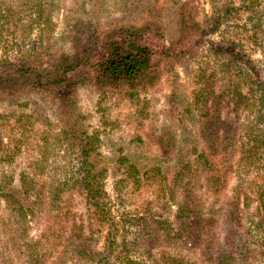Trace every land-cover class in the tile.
<instances>
[{
    "label": "rangeland",
    "instance_id": "374dc122",
    "mask_svg": "<svg viewBox=\"0 0 264 264\" xmlns=\"http://www.w3.org/2000/svg\"><path fill=\"white\" fill-rule=\"evenodd\" d=\"M142 1L0 0V61L25 62L36 57L34 52H37L39 59L52 62L55 56L92 49L96 35L110 27L143 25L144 19L152 21V25L154 22L155 27L164 24L166 34L161 41L167 45L177 36V9L182 2H188L187 16L205 26L206 32L198 31L197 35L187 37V41L193 40L188 57L158 60L162 74L154 87L132 94L82 87L76 97L84 129L97 138L99 168L106 170L102 180V204L107 206L114 221H121L118 242L121 243L124 236L128 242H133L138 234L145 240L151 239L148 236L151 227L146 234L136 225L141 216L155 217L169 230L159 229L155 233L156 243L152 249L142 252L130 247L126 253L145 264H152L155 258L161 259L160 264H166L164 255L184 259L188 264H201L208 257L205 238L192 248L181 244L180 240L170 241L176 230L169 223L174 221L185 191L184 188L169 189L174 186L181 150L190 152L186 154L188 160L195 158L198 122L192 114H199L195 95L204 93L206 97L226 99L232 96L227 78L229 70L240 76L241 62L247 55L253 60L261 59L264 65V0H154L152 15L140 13ZM38 3L43 6L40 21L35 9ZM147 42L159 44L154 27ZM231 61L235 62L233 66ZM4 95L7 94L0 96V188H19L26 180L32 201H41L35 216L25 221L9 211L4 203L0 205V264H35L30 258L34 248L40 258L36 264H85L76 258L69 231L79 223H86L92 210L86 203L83 188L76 184L79 155L77 151L68 150L60 139V124L52 113L62 101L54 102L50 97L43 100L39 95L28 94L21 97L19 106L11 105ZM34 102L46 110L48 125L34 118L19 120L20 115L31 114L29 109L34 107ZM211 102L212 99L209 105ZM221 108L223 116L232 109L231 116L239 125L253 120L250 113L236 111L233 105L223 103ZM165 130L176 134L180 149L175 153V147L165 148L166 160L161 156L159 144ZM168 143H173L171 136L165 138V144ZM128 159L132 160V168L126 164ZM159 166L166 176L164 182L158 174L152 178L155 173L152 170ZM146 172L151 179L143 176ZM139 179L141 184H138ZM236 182L237 177L233 175L224 190L225 196L212 195L207 188L197 186L191 188V198H197L200 207L207 212L214 206L215 210L223 209L228 213ZM163 183L168 188L165 192L161 191ZM245 189L253 193V198L246 209H243L244 197L240 198L243 211L240 223L245 229H251L253 239L246 248L237 243L241 250L236 252L248 249L251 252L247 257L249 264H264L257 229L252 225L259 218L255 215L258 201L254 194L258 188ZM171 192H176L174 198ZM55 198L57 201L53 203ZM209 216L207 214L206 218ZM214 221L218 222L214 229L215 242L224 244L225 219L219 216L214 217ZM108 228L104 224L92 235L95 241L91 249L100 258L87 264H99L101 258L106 257ZM176 229L178 231V227ZM213 252H209V256Z\"/></svg>",
    "mask_w": 264,
    "mask_h": 264
},
{
    "label": "trees",
    "instance_id": "16d2710c",
    "mask_svg": "<svg viewBox=\"0 0 264 264\" xmlns=\"http://www.w3.org/2000/svg\"><path fill=\"white\" fill-rule=\"evenodd\" d=\"M153 2L155 1L143 0L140 13L152 15L155 7ZM187 6L188 2H182L178 7L177 36L167 45L161 41V37L166 34L164 24L155 27L154 22L153 26L152 21L144 19L143 25L110 27V30L96 35L92 49L55 56L52 57V62L39 59L37 52H34L36 57H30L25 62L13 63L7 59L0 61V96L7 94L4 96L9 98L11 105L21 106L18 104L19 100L23 95L28 94L39 95L43 100H48L47 97H50L54 102L62 101L52 113L60 124V139L68 146V150L77 151L79 155L80 167L75 176L78 181L76 184L83 188L86 203L92 210L86 223H79L69 231V239L75 245L76 258L81 263H92L100 258L98 253L91 249L95 241L92 235L104 224L109 226L104 250L106 257L101 258L99 264L109 262L145 264L127 254L126 250L130 247L142 252L146 249L150 250L156 243L155 233L159 229L164 232L169 231L168 227L155 217L149 219L148 216H141L136 225L146 234L151 227L148 232L151 239L145 240L141 234H138L133 242H128L127 236H124L121 243L118 242L117 234L120 232L121 221H114L109 216L107 206L102 204L104 197L102 180L106 170L99 168L101 160H99L97 138L95 135H90L83 127V118L77 109L76 94L82 87L126 94L154 87L162 74L158 60L188 57L187 51L192 47L193 40L187 41V37L197 35L198 31L201 34L206 32L205 26L187 16L185 11ZM36 7L37 18L40 21L43 17V6L38 3ZM262 18H264V8ZM153 27L159 44L147 42ZM260 60H253L247 55L246 60L241 62L243 68L240 76L234 75L231 70L228 71L229 92L232 96L223 99L220 96L206 97L204 93L195 95L199 110L198 116L192 114L198 122L195 158L188 160L186 154L190 152L184 153L183 149L179 154L173 179L174 186L169 190L184 188L185 196L176 211L173 225L169 224L176 230L173 238L170 239L172 242L180 240L181 244L192 248L198 246L204 238L208 241L205 246L208 257L201 264H249L247 257L251 256V252L248 249L242 253L236 252L241 250L237 243L246 248L253 239L251 229H245L240 223L243 214L240 198L245 199L243 209L250 206L253 198V193L243 188H258L254 194L258 201L255 215L259 218L252 225L257 229V237L260 241L258 248L264 254V65H261ZM230 64L233 66L235 62L231 61ZM210 99H212L211 105H209ZM223 103H227L229 107L235 106L236 111L243 110L250 113L249 117L253 120L247 124H237L231 116L232 109L223 116L221 108ZM33 104L34 107L29 109L31 114H22L19 120L34 118L48 125L49 115L46 114V110L37 107L36 102ZM167 136H171L172 145L165 144ZM161 139L160 152L165 160V153L167 154L165 148L175 147V153L177 149L180 151L179 144L175 141L176 134L170 133V130H165ZM131 162L132 160H126V164L128 163L130 167ZM152 171L155 172L152 178L158 174L162 182L166 180L162 166ZM233 175L237 177V182L234 196L229 202L231 209L228 213H224L223 209L217 211L214 206L207 212L206 208L200 207L197 198H191V188L197 186L207 188L212 195L218 196L221 193L225 196L224 190ZM143 176L151 179L149 172ZM138 184H141V179ZM68 185L65 183V186ZM28 186L29 183L25 180L21 188H0V205L4 203L9 211L15 212L24 221L29 216H35L41 201L39 199L32 201V193ZM163 186L161 191L165 192L168 188L165 183ZM171 193L174 198L176 192ZM56 201V198L52 199L53 203ZM207 214L210 215L208 218H206ZM219 216L225 219L224 225L227 226L224 244L215 242L214 229L218 222L214 221V217ZM152 220L156 221L152 223ZM120 249L121 251L117 252ZM213 250L214 252L209 256V252ZM30 258L32 263L40 262L35 248ZM163 260L166 264H188L184 259L167 258L165 255ZM160 262L161 259L155 258L152 264H160Z\"/></svg>",
    "mask_w": 264,
    "mask_h": 264
}]
</instances>
